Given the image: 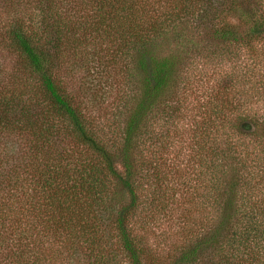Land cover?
Returning a JSON list of instances; mask_svg holds the SVG:
<instances>
[{"label":"trees","instance_id":"obj_1","mask_svg":"<svg viewBox=\"0 0 264 264\" xmlns=\"http://www.w3.org/2000/svg\"><path fill=\"white\" fill-rule=\"evenodd\" d=\"M3 50L0 264H264V0H0Z\"/></svg>","mask_w":264,"mask_h":264},{"label":"rangeland","instance_id":"obj_2","mask_svg":"<svg viewBox=\"0 0 264 264\" xmlns=\"http://www.w3.org/2000/svg\"><path fill=\"white\" fill-rule=\"evenodd\" d=\"M14 57H15L14 55H12L11 53L7 51H4V50L0 51V64H4L6 67H14V63H13L15 60ZM67 70L68 69L66 68L61 69V73L63 76L70 75V73H68ZM90 78L91 76L89 77L86 71H79V73L74 77V79H68L69 85L71 86V88H74L75 91H78V92L82 91V93L85 94L84 92L85 89L83 88L88 86L87 83ZM119 80H120V77L110 79L109 84L111 86L109 87L106 86V88H103V85H102L103 89H101V93L103 95V98H101L99 100V102L100 101L101 102L97 106L94 105V107H92V110H91V116L94 118V121L97 122L98 124L101 123L105 125L106 122L108 121L113 122L115 120V114L117 113L116 109H117L118 104L120 103L119 98L120 96H122V90H120L119 88L121 86ZM198 90L199 92H195L194 95L190 96V99H189L190 102L187 101L189 108L194 107V104L197 105L202 100L200 96L205 97L204 95L207 94L204 92V90L202 91V88H198ZM86 93L87 95L91 96L90 92H86ZM189 142L190 141L187 140V142L183 144L182 142L180 143L177 141L176 148L174 146L172 148H175L178 150L179 146L182 147L184 145L185 151H187L190 149ZM171 153L172 154H170V156L167 155V157L174 160L175 153L174 151H172Z\"/></svg>","mask_w":264,"mask_h":264}]
</instances>
